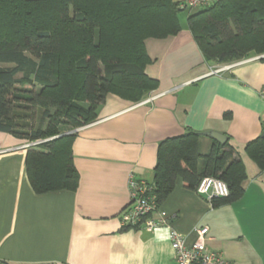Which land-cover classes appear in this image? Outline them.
Wrapping results in <instances>:
<instances>
[{"label":"crops","instance_id":"obj_1","mask_svg":"<svg viewBox=\"0 0 264 264\" xmlns=\"http://www.w3.org/2000/svg\"><path fill=\"white\" fill-rule=\"evenodd\" d=\"M145 48V73L157 88L137 104L108 95L97 119L75 130V191L35 194L26 141L0 132V264H175L170 232L189 245L203 228L209 250L228 264H264V174L244 151L264 130V62L251 58L210 74L214 66L182 22L177 35L147 40ZM187 131L199 135L202 155L212 142L207 133L226 137L245 166L242 197L214 207L176 178L158 206L164 225L123 229L130 178L152 186L158 144Z\"/></svg>","mask_w":264,"mask_h":264},{"label":"trees","instance_id":"obj_2","mask_svg":"<svg viewBox=\"0 0 264 264\" xmlns=\"http://www.w3.org/2000/svg\"><path fill=\"white\" fill-rule=\"evenodd\" d=\"M180 7L172 0H0V132L48 139L25 156L35 194L77 189L75 133L56 136L94 122L108 95L137 104L157 88L145 73V42L177 35ZM186 27L206 62L230 64L249 53L264 62V0H218L189 14ZM35 109L33 129L26 119ZM198 147L192 131L158 144L150 186L158 206L176 178L189 190L204 177L223 181L229 195L213 199L214 207L242 197L245 166L229 141L212 140L203 155ZM244 151L264 174V135Z\"/></svg>","mask_w":264,"mask_h":264},{"label":"built area","instance_id":"obj_3","mask_svg":"<svg viewBox=\"0 0 264 264\" xmlns=\"http://www.w3.org/2000/svg\"><path fill=\"white\" fill-rule=\"evenodd\" d=\"M216 1L218 0H187L184 5L193 9L213 4ZM230 67L231 65L219 67V69L211 71L210 74H218ZM259 97L264 102V89L259 91ZM154 98L156 97L153 96L146 101H151ZM41 142L25 143L22 148L27 149ZM128 191L129 205L120 214V223L123 229L141 228L151 232L166 223V216L159 211L154 197L150 195V186L147 183L130 178ZM195 192L199 196L205 197L208 201L226 198L229 195L226 184L213 177L202 178L197 184ZM154 213H158L159 218H152ZM206 233L205 228L195 230V240L187 245L182 235L171 231L169 242L175 264H228L220 253L209 250L205 243Z\"/></svg>","mask_w":264,"mask_h":264},{"label":"rangeland","instance_id":"obj_4","mask_svg":"<svg viewBox=\"0 0 264 264\" xmlns=\"http://www.w3.org/2000/svg\"><path fill=\"white\" fill-rule=\"evenodd\" d=\"M199 8H189V7H186L179 15V19H180V22L186 24V17L189 15V14H193L195 12L198 11ZM256 57H260V56H256L254 55L253 53H249L248 56H246L245 58L241 59V60H237V61H234V62H239V61H245V60H249L251 58H256ZM232 62V63H234ZM211 65H213L214 69H219V67L221 66H225L226 64H229V63H223V64H220V63H215V62H209ZM27 88H29L27 86ZM150 94V93H149ZM148 94V95H149ZM147 97V96H146ZM145 97V98H146ZM31 117L30 118H27L26 121L28 123H30L31 127L33 129H36V127L38 126V123L40 122V111L38 110H34L32 112ZM69 128V127H68ZM66 129V128H65ZM76 129H70L68 131H64L63 133H61L60 135L56 136L55 138H58V137H61V136H66V135H69V134H72L75 132ZM42 140H48V139H39V140H35V141H32V142H26V143H34V142H37V141H42Z\"/></svg>","mask_w":264,"mask_h":264},{"label":"water","instance_id":"obj_5","mask_svg":"<svg viewBox=\"0 0 264 264\" xmlns=\"http://www.w3.org/2000/svg\"><path fill=\"white\" fill-rule=\"evenodd\" d=\"M183 8V7H182ZM263 56H260L258 58H262ZM264 133H261L260 136H263ZM206 136L210 137L212 140L218 142L219 144H224L226 142V137L223 136V135H219V134H216V133H207Z\"/></svg>","mask_w":264,"mask_h":264}]
</instances>
